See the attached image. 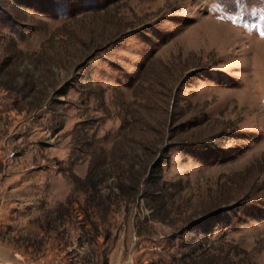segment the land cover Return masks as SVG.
<instances>
[{"label":"rangeland","instance_id":"rangeland-1","mask_svg":"<svg viewBox=\"0 0 264 264\" xmlns=\"http://www.w3.org/2000/svg\"><path fill=\"white\" fill-rule=\"evenodd\" d=\"M0 264H264V0H0Z\"/></svg>","mask_w":264,"mask_h":264},{"label":"trees","instance_id":"trees-1","mask_svg":"<svg viewBox=\"0 0 264 264\" xmlns=\"http://www.w3.org/2000/svg\"><path fill=\"white\" fill-rule=\"evenodd\" d=\"M154 173V172H153ZM159 178V176L158 175H156L154 178H152V179H149L148 178V180H150V181H154V180H157Z\"/></svg>","mask_w":264,"mask_h":264}]
</instances>
